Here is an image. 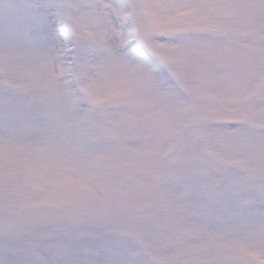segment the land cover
I'll return each mask as SVG.
<instances>
[{
	"label": "snow or ice",
	"instance_id": "1",
	"mask_svg": "<svg viewBox=\"0 0 264 264\" xmlns=\"http://www.w3.org/2000/svg\"><path fill=\"white\" fill-rule=\"evenodd\" d=\"M0 264H264V0H0Z\"/></svg>",
	"mask_w": 264,
	"mask_h": 264
}]
</instances>
